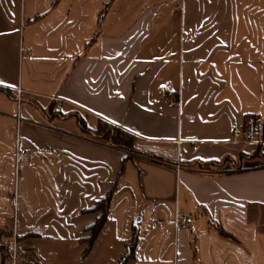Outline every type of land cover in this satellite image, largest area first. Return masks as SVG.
I'll list each match as a JSON object with an SVG mask.
<instances>
[{
  "label": "crops",
  "instance_id": "1",
  "mask_svg": "<svg viewBox=\"0 0 264 264\" xmlns=\"http://www.w3.org/2000/svg\"><path fill=\"white\" fill-rule=\"evenodd\" d=\"M263 120L264 0H0V243L17 193V264H264Z\"/></svg>",
  "mask_w": 264,
  "mask_h": 264
},
{
  "label": "built area",
  "instance_id": "2",
  "mask_svg": "<svg viewBox=\"0 0 264 264\" xmlns=\"http://www.w3.org/2000/svg\"><path fill=\"white\" fill-rule=\"evenodd\" d=\"M21 93L22 89L20 87L16 88V97L15 100L17 105L21 103ZM56 102V109L60 110L62 108L63 100L59 98H53ZM169 105H179V100L177 98L169 99ZM20 122L21 118L16 116V127L14 135V166L15 170L18 171L19 166L23 163L30 161V155L27 149L24 146V140L22 133L20 131ZM262 127V119L258 115L249 114L245 117L242 125H236L233 127L232 138L230 142L235 145L241 146H257L261 144L260 140V131ZM176 168H179V165L176 164ZM11 204L13 207V231L9 238V241L5 245V254H6V264H17L18 259L21 256V249L19 246L18 237L15 231L16 216L18 210V197L17 193H14L11 197ZM188 215L185 213L177 212L175 214L174 225L176 228L182 226V223L186 221ZM28 264H41L39 259H29L26 258Z\"/></svg>",
  "mask_w": 264,
  "mask_h": 264
},
{
  "label": "trees",
  "instance_id": "3",
  "mask_svg": "<svg viewBox=\"0 0 264 264\" xmlns=\"http://www.w3.org/2000/svg\"><path fill=\"white\" fill-rule=\"evenodd\" d=\"M263 123H264V120H263ZM111 128H115V126L101 122L99 124L98 128L95 131H93L95 138L102 139L112 146L123 148V149L129 150V151H134L133 145H132L133 136L130 135L128 132L120 129V128H119L120 129L119 131L116 130V131L111 132V130H112ZM121 131L123 132V134ZM258 152H260L259 148H257L254 153L256 154ZM262 155H263V153H262ZM106 202H107V200H105L103 202V204L100 203L99 207H101L102 205H106L107 204ZM104 211L105 210L102 211L103 213H102L101 217L97 220L95 225L92 227V233L89 237V240H92L95 237L96 233L98 232V230H99V228L103 222V219H104V215H105ZM6 243H7V241L0 243V249L2 250V252L4 251V255H6L5 254ZM5 261H6V257H5ZM119 264H122V260Z\"/></svg>",
  "mask_w": 264,
  "mask_h": 264
},
{
  "label": "rangeland",
  "instance_id": "4",
  "mask_svg": "<svg viewBox=\"0 0 264 264\" xmlns=\"http://www.w3.org/2000/svg\"><path fill=\"white\" fill-rule=\"evenodd\" d=\"M107 127H108V126H107ZM107 127H106V128H107ZM106 128H105V129H106ZM111 129H112L111 132L116 131V130H117V131L120 130V129L117 128V127H115V128H111ZM121 132H122V131H121ZM122 134H123V132H122ZM127 136H128V135H127ZM259 145H261V144H259ZM257 146H258V145H257ZM104 207H105V205H102V206H101V208H103V210H104ZM10 236H11V235H10ZM10 236H8V241H9ZM8 241H7V242H8Z\"/></svg>",
  "mask_w": 264,
  "mask_h": 264
},
{
  "label": "water",
  "instance_id": "5",
  "mask_svg": "<svg viewBox=\"0 0 264 264\" xmlns=\"http://www.w3.org/2000/svg\"><path fill=\"white\" fill-rule=\"evenodd\" d=\"M135 222H137V219H136V221Z\"/></svg>",
  "mask_w": 264,
  "mask_h": 264
}]
</instances>
